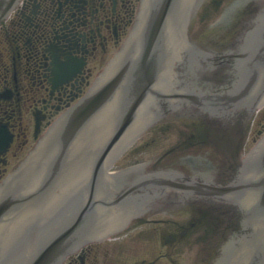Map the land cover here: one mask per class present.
<instances>
[{
  "label": "water",
  "instance_id": "1",
  "mask_svg": "<svg viewBox=\"0 0 264 264\" xmlns=\"http://www.w3.org/2000/svg\"><path fill=\"white\" fill-rule=\"evenodd\" d=\"M19 1L0 0V23ZM196 1L142 0L127 41L88 94L0 183V264H62L165 193L237 209L239 226L222 243L216 238L210 264H264V137L227 184L173 170L126 181L107 173L137 134L169 112L193 107L222 128L244 127L264 101V11L244 27L235 50L213 57L188 39ZM216 61L229 65L224 86L207 76ZM224 219L219 236L228 233Z\"/></svg>",
  "mask_w": 264,
  "mask_h": 264
},
{
  "label": "flooded vegetation",
  "instance_id": "2",
  "mask_svg": "<svg viewBox=\"0 0 264 264\" xmlns=\"http://www.w3.org/2000/svg\"><path fill=\"white\" fill-rule=\"evenodd\" d=\"M138 1L21 0L0 24V143L8 139V145L0 149V180L49 125L87 93L97 73L126 40ZM257 2L199 0L192 37L213 57L235 50L238 31L260 12ZM207 9L205 16L221 13V18L202 31L200 14ZM231 29L228 37H222ZM216 65L222 70L229 66L218 61ZM223 77L220 73L216 80ZM259 125L257 137L264 129L262 122ZM224 136L183 107L168 113L128 146L115 164L117 172L127 171L121 179L126 181L141 170L178 169L202 181L220 183L233 161L222 145ZM163 142H168L164 152L154 151ZM223 208L165 193L125 231L84 246L64 264H176V249L202 246L206 222L210 217L219 220L228 212Z\"/></svg>",
  "mask_w": 264,
  "mask_h": 264
},
{
  "label": "rangeland",
  "instance_id": "3",
  "mask_svg": "<svg viewBox=\"0 0 264 264\" xmlns=\"http://www.w3.org/2000/svg\"><path fill=\"white\" fill-rule=\"evenodd\" d=\"M204 15V12H202V17ZM212 15V14H211ZM219 19V15H216L212 18L210 16L207 20L202 21V31L207 29L214 21H217ZM200 22V20H199ZM256 126H253V129ZM252 133V132H251ZM251 136H250V147H251ZM168 146V142H163L159 145H157L154 148V151H157L160 153L163 151L166 147ZM147 156V154H146ZM212 231L208 230L206 232L205 237L202 238V246H186V247H181L177 248V263L176 264H199L200 262H204L205 264H210L212 261V249H217V239L215 233H211ZM214 245H213V240Z\"/></svg>",
  "mask_w": 264,
  "mask_h": 264
}]
</instances>
